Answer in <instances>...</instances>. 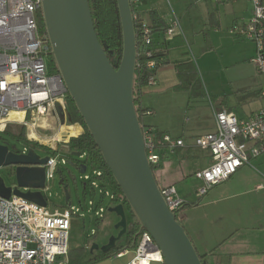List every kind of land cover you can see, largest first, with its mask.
<instances>
[{"label": "built area", "instance_id": "built-area-1", "mask_svg": "<svg viewBox=\"0 0 264 264\" xmlns=\"http://www.w3.org/2000/svg\"><path fill=\"white\" fill-rule=\"evenodd\" d=\"M42 1L0 0V131L9 123L27 127L40 117L55 112L57 103L63 110L67 108V88L61 74L49 70L47 37L39 31L37 13L42 10ZM129 1L134 22L138 25L136 67H145L149 71L146 85L153 86L162 63L153 38L155 29L139 17L138 6L143 0ZM248 1L253 7L251 18L231 31L256 42L258 53L253 61L264 73V0ZM163 31L167 39L181 33V22L174 12ZM14 114L20 115L12 118ZM214 115L215 130L197 136L194 141L197 148L209 151L212 158L208 167L195 173V177L203 181L198 190L201 196L229 179L241 166L248 164L251 157L264 152V110L240 118L226 108H215ZM143 136L151 166H160L167 152L185 145L182 138L159 133L144 124ZM66 155L61 150L56 155H49L44 165L46 185L55 178L59 164L67 163ZM86 156L85 153L81 158ZM104 176L102 169L94 168L93 174L86 172L83 179L95 190L99 189L102 197L109 196L115 201L118 195L105 190ZM160 189L169 210L179 220L184 199L173 184ZM90 204L94 206L95 201ZM73 214L72 208L51 210L15 194L10 198L0 195V264H67ZM97 214L101 215L99 211ZM137 238L134 258L129 264H152L163 260L150 233L141 231Z\"/></svg>", "mask_w": 264, "mask_h": 264}, {"label": "water", "instance_id": "water-1", "mask_svg": "<svg viewBox=\"0 0 264 264\" xmlns=\"http://www.w3.org/2000/svg\"><path fill=\"white\" fill-rule=\"evenodd\" d=\"M123 46L116 68L101 44L89 0H43L42 15L51 55L67 92L93 136L101 154L140 222V230L153 237L165 264H204L187 230L170 211L161 193L155 171L147 158L143 124L134 94L137 41L136 26L129 0H117ZM57 112L62 108L57 103ZM80 156V152L75 153ZM34 149L14 152L0 144V167L15 166L16 183L7 186L0 176V195H18L47 205L45 164ZM70 164L74 167L75 164ZM86 165L82 167V173ZM71 179L75 177L70 174ZM21 188H27L23 191ZM66 199L70 193L65 187ZM120 218L119 230L108 242L94 243L91 251L106 253L116 247L128 230L123 204L110 208Z\"/></svg>", "mask_w": 264, "mask_h": 264}, {"label": "crops", "instance_id": "crops-1", "mask_svg": "<svg viewBox=\"0 0 264 264\" xmlns=\"http://www.w3.org/2000/svg\"><path fill=\"white\" fill-rule=\"evenodd\" d=\"M237 1L216 3L218 5H230ZM147 3L148 0L141 2L138 6V13L140 19L155 29L153 38L162 63L157 70V83L153 86L144 85L141 88V95L138 100L140 106L145 110L141 121L142 124L155 128L159 133H169L173 137L182 138L185 142L184 146L177 147L164 155L160 166L155 171L158 184L160 187L168 184L175 185L178 193L184 199L185 205L180 211L179 221L187 230L204 264H264V152L257 157H251L248 164L241 166L229 179L215 185L205 195H199L198 190L203 181L195 177V173L208 167L212 163V158L209 151L195 146V138L215 130V108H226L234 113L235 111L226 99H222L218 105L212 104L210 120L209 115L200 110L198 100L193 99L189 88L181 87L184 82L190 87L189 76L184 72L181 74L178 66L181 62H186L189 59L181 38L184 35L183 27L181 25V33L179 32L173 38L167 39L163 30L168 26L174 11L171 12V15H162L156 9L147 10L145 8ZM152 12H156V19L152 17ZM251 16L252 14L249 15V18ZM248 19H245L241 26H235L242 27L249 21ZM213 23L216 25L218 21L214 18ZM231 30L229 31L231 34L242 36L240 33H233ZM202 37L201 34L195 35L193 37L194 43L199 45L203 41L205 45L210 46L212 44V39L208 36V41L205 37L202 40ZM191 68L193 69V65ZM262 88H258V94L264 100ZM263 106L249 113L247 117L264 110ZM19 115L14 114L12 118ZM238 117L247 118L243 115ZM55 121L57 122L56 128L53 126ZM10 125L21 126L17 123H9L7 127ZM73 126L77 130L75 134L69 132V128ZM49 130H51L50 133L47 132ZM81 131L80 124L71 120L67 108L66 110L62 109L61 113H58L56 108L55 112L40 117L35 123L29 124L26 127L25 138L56 151L61 150L69 155L68 143L72 137H77ZM83 159L90 162L87 156ZM15 168V166H11L10 169L14 175ZM87 170L88 166L86 165L84 173ZM57 171L60 175L69 176L71 180V171L65 173L59 168ZM62 180L63 178L60 182ZM73 180H76V177ZM15 184H17L16 175ZM67 184L65 187L68 188L69 184ZM85 184L92 187L90 183L85 182ZM92 189L95 190L93 187ZM22 190L27 191L28 189L23 188ZM46 206L51 210L66 208L50 207L48 200ZM119 219L118 216L112 218V224L117 223ZM107 242L105 240L104 244ZM93 244L78 248L70 245L67 264H71L72 258H74L75 264H129L134 258L136 245L119 252L112 251L103 255L104 252L101 250L91 251ZM152 264L165 263L163 259L152 262Z\"/></svg>", "mask_w": 264, "mask_h": 264}, {"label": "rangeland", "instance_id": "rangeland-1", "mask_svg": "<svg viewBox=\"0 0 264 264\" xmlns=\"http://www.w3.org/2000/svg\"><path fill=\"white\" fill-rule=\"evenodd\" d=\"M145 8L156 9L160 14L167 16L174 11L180 19L184 30L181 38L194 71V76L189 80L190 87H187L193 99L198 100L200 110L208 114L210 120L212 104L216 106L222 99H226L228 104L233 106L238 116L247 117L249 113L264 105V100L258 94L259 87H263L264 90V73L252 59L257 56V44L244 35L238 36L229 32L235 25L241 26L243 21L249 18L253 10L251 3L238 0L230 5H218L216 2L203 0H148ZM213 17L218 21L216 25L213 23ZM199 34L203 36L202 40L204 37L207 40V36L212 39V44L208 46L203 41L199 45L195 44L193 37ZM53 126L57 127L56 121ZM13 128L17 129L18 126ZM73 131L75 130L72 128L69 130L70 133ZM47 132L50 133L51 130ZM4 137L17 148L24 149L31 146L29 142L25 141L22 145L20 141L13 140L9 136L4 135ZM35 152L41 157L52 155L41 147H37ZM79 160L87 162V173L92 175L94 170L92 164L83 158ZM58 168L65 173L71 171L76 177V180L69 179L70 184L67 189L71 195L70 201L66 199L65 186L60 182L62 175L58 171L43 192L50 207L73 209L71 247L78 248L93 243L103 245L105 240L108 241L112 235L119 232L116 223L112 224L111 221L118 215L110 211L111 207L119 203L111 200L109 196L102 197L99 189L93 192L92 187L85 184L84 173L70 162L60 163ZM10 169L11 166L0 167V176L7 186L15 183V175ZM102 183L105 190L116 193L108 176H104ZM92 200L95 201L94 206L90 204ZM100 207H103V211H100ZM97 211L101 215H98Z\"/></svg>", "mask_w": 264, "mask_h": 264}, {"label": "trees", "instance_id": "trees-1", "mask_svg": "<svg viewBox=\"0 0 264 264\" xmlns=\"http://www.w3.org/2000/svg\"><path fill=\"white\" fill-rule=\"evenodd\" d=\"M93 21L95 24V30L97 33V36L103 45L106 53L108 54L110 60L114 64V66L117 68L120 62L121 54H122V46H123V35H122V27H121V19L119 15L118 10V4L117 0H89ZM152 17L154 19L157 18L156 12H152ZM37 21L39 25V31L42 35L47 37L46 28L43 21V15L42 10H39L37 13ZM136 31L138 34V25L135 23ZM47 59L49 63V70L52 73H59V69L57 67V64L54 60V57L51 55V45L49 43L48 37H47ZM191 61L181 62L179 66L180 73L183 74V72L189 76V80L194 76V71L191 68ZM149 75V71L145 67H136V73H135V84H134V94L136 97V108L138 111V115L140 119L142 120V114L145 111L139 104L138 97L141 95V88L146 85L147 83V77ZM188 83V82H187ZM181 87H187L186 83L184 82ZM67 111L70 115V118L73 122H78L81 126V133L77 137H72L68 143L70 147V154L67 156V160L71 163L73 161L77 160L79 162L77 156L75 155L76 152H80L81 154L86 153L90 163L92 164L93 168H100L104 171L105 175L110 178L111 186L113 190L118 195V198L115 200L117 203H121L124 205L126 216H127V222H128V230L127 232L122 236V238L119 240L120 243L117 242V245L115 248L110 250L109 252L103 253V255L109 254L112 251H121L128 247H134L136 244L135 236L140 230V222L136 218V215L134 214L133 210L129 206L120 186L116 182L111 170L109 169L108 165L106 164L100 149L98 148L93 136L89 132L83 117L79 113L73 99L70 97V95L67 93ZM74 127V128H73ZM72 130H75L71 132V134H75L77 132L76 127L73 126ZM25 132L26 127L21 125L17 129H14L12 125L6 127V129L2 132L5 136L11 137L13 140L20 141L22 143L29 142L31 144L32 149H36L37 147L44 148L50 154L56 155L57 151L39 144L38 142L28 141L25 138ZM82 161V160H81ZM85 165H87L86 161L81 162V168ZM159 166H152L153 171H156V169ZM63 180L61 181L62 185H66L67 181L69 182V179H67L64 175H62ZM95 192L94 190H92ZM94 194V193H93ZM134 219V220H132ZM82 250V249H78ZM74 258L71 259V264L74 263Z\"/></svg>", "mask_w": 264, "mask_h": 264}, {"label": "flooded vegetation", "instance_id": "flooded-vegetation-1", "mask_svg": "<svg viewBox=\"0 0 264 264\" xmlns=\"http://www.w3.org/2000/svg\"><path fill=\"white\" fill-rule=\"evenodd\" d=\"M19 143L23 145L22 142H19ZM0 144H8L10 150H13L14 152H23V151L27 152L31 148V146L30 147L28 146L27 148H24L25 150L23 148L22 149L17 148V146L16 145H13L12 142L8 141V139L6 137H4V135L2 133H0ZM34 150H36V149H34ZM79 158H78V160H79ZM67 163H69L68 160H67ZM73 163L75 164L76 168H78L80 170L81 160H79V162H77V160H75V161H73ZM65 177L67 179H69V177L67 175ZM69 182H67V183L70 184Z\"/></svg>", "mask_w": 264, "mask_h": 264}, {"label": "bare ground", "instance_id": "bare-ground-1", "mask_svg": "<svg viewBox=\"0 0 264 264\" xmlns=\"http://www.w3.org/2000/svg\"><path fill=\"white\" fill-rule=\"evenodd\" d=\"M72 127L69 128V130H71ZM64 131V130H63Z\"/></svg>", "mask_w": 264, "mask_h": 264}]
</instances>
